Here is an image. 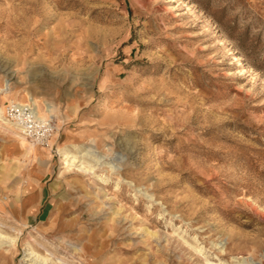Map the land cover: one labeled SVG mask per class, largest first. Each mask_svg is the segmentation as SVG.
Wrapping results in <instances>:
<instances>
[{"label": "rangeland", "instance_id": "374dc122", "mask_svg": "<svg viewBox=\"0 0 264 264\" xmlns=\"http://www.w3.org/2000/svg\"><path fill=\"white\" fill-rule=\"evenodd\" d=\"M0 106V264H264V0H0Z\"/></svg>", "mask_w": 264, "mask_h": 264}, {"label": "built area", "instance_id": "2783aa9c", "mask_svg": "<svg viewBox=\"0 0 264 264\" xmlns=\"http://www.w3.org/2000/svg\"><path fill=\"white\" fill-rule=\"evenodd\" d=\"M35 110L33 104L10 102L6 107V116L28 140L35 144H47L52 124L49 120L39 118Z\"/></svg>", "mask_w": 264, "mask_h": 264}, {"label": "bare ground", "instance_id": "6f19581e", "mask_svg": "<svg viewBox=\"0 0 264 264\" xmlns=\"http://www.w3.org/2000/svg\"><path fill=\"white\" fill-rule=\"evenodd\" d=\"M33 102H34V100H33ZM1 112H2V107L0 106V114H1ZM35 113L39 118L43 119V116L38 114V111H35ZM0 121L5 122L4 120H2L1 116H0ZM73 147H74V149H73L74 151L71 154V157L73 160L77 159L78 161L82 160V162H83V160H85L87 158H92V159L96 158V161L98 162L99 157L96 156V152L94 150H92V148H88V147L86 148V146H84L82 143L78 144V145H74ZM62 153L64 154V152H62ZM1 241H2V239H1V234H0V242ZM12 241H13V239H11V243H12ZM29 260H31V262L29 264H39V263H37V259H35V258L29 259Z\"/></svg>", "mask_w": 264, "mask_h": 264}]
</instances>
